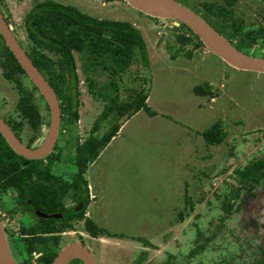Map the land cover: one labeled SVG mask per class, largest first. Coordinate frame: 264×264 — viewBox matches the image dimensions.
Here are the masks:
<instances>
[{
	"label": "rangeland",
	"instance_id": "rangeland-1",
	"mask_svg": "<svg viewBox=\"0 0 264 264\" xmlns=\"http://www.w3.org/2000/svg\"><path fill=\"white\" fill-rule=\"evenodd\" d=\"M34 1H3L6 18L13 30H18L26 48L30 42L21 23ZM55 1L74 5L101 19L128 21L141 31L148 65L144 67L137 55L119 78V84L125 95V91L128 93L137 85L146 86L144 78L148 77L147 102L157 112L151 116L141 109L132 114L89 165L85 175L95 197L86 212L115 236L103 233L84 240L91 246L98 264H129L140 249L150 252L151 263L158 262L160 256L166 258L170 249L178 251V247H181L179 256L182 257L185 247L194 239L196 228L209 236L213 227L210 221L215 222V216L223 214L219 208L224 196L235 188L250 191L248 185L238 181L237 171L264 160V74L235 69L205 46L188 44L181 47L176 40V34L182 32L180 24L171 19L147 16L126 0ZM178 1L199 12L200 2L205 0ZM259 2L263 1L238 0L233 10L246 14L249 9L243 4L254 10ZM246 21L255 22L254 18H246ZM188 52H191L190 56ZM252 53L264 57V48ZM75 57L81 104L79 120L72 132L79 142H83L102 113L105 101L89 91L81 56L75 52ZM93 77L104 83L108 74L98 71ZM205 81L212 86L211 96L194 92V88ZM17 100L18 91L5 79L0 66V116L5 120L16 118ZM217 123L224 133V140L208 144L203 132ZM112 125L103 122L96 135L107 132ZM31 134L32 130L26 124L22 132L24 143ZM68 136H59L57 149L62 151L63 162L56 167L75 168L72 165L75 144ZM254 192V196L258 195L255 197L264 202V186L257 187ZM248 200L251 196L239 200L243 209L249 207ZM180 211H183L181 215ZM239 222L238 212L223 224L229 230L220 234L218 243L211 242L209 250L225 244L234 229L238 234H244ZM11 226L13 230H19L16 221ZM75 228L88 234L82 221ZM143 238L153 240L154 246H144ZM228 245L230 247L223 253L225 257L231 248L230 242ZM179 263L177 259L175 264Z\"/></svg>",
	"mask_w": 264,
	"mask_h": 264
},
{
	"label": "trees",
	"instance_id": "trees-1",
	"mask_svg": "<svg viewBox=\"0 0 264 264\" xmlns=\"http://www.w3.org/2000/svg\"><path fill=\"white\" fill-rule=\"evenodd\" d=\"M3 1L0 0L1 10L4 6ZM237 1L212 2L205 0L200 2L198 13H202V17L225 35L238 49L247 54H253V50L264 48V0L257 3V8L254 10L251 6L243 4L245 8L249 9L246 14L234 12L233 5ZM254 14L256 15L254 16ZM246 18L247 20L254 18L255 22L249 23ZM21 27L29 39L28 48L22 45L16 29L13 30L15 36L55 89L61 101L60 135L63 134L65 137L69 135L68 137H71L75 144L74 164L77 173L73 189H76L77 192L73 197L78 201L83 200L85 206L80 211L74 212V217L82 220L89 195L85 174L89 165L98 158L102 150L120 130L123 116L132 108H135L134 113L143 109L151 116L157 114L147 102L150 80L148 77L144 78L148 86L137 85V87L131 88L128 93L125 91L126 97H124L119 84V78L127 72L129 66L137 59V55L144 67L148 65L146 43L141 31L128 21L101 19L81 11L74 5L63 4L55 0L34 1L31 9L25 14ZM179 28L182 29V32L176 34V40L181 47L188 44H193L194 47L204 46L200 38L188 26L181 23ZM75 52L81 56L89 91L105 101L102 113L95 120L90 135L83 142H79L78 137L74 136L72 132L79 120L81 104L80 80ZM187 55L190 56L191 52H188ZM0 66L5 79L12 83L18 91L17 117H9L6 121L22 141L24 126L29 125L32 134L26 144L29 147L40 145L49 124L48 104L28 78L1 34ZM98 71L108 74V79L104 83H99L93 77ZM211 88L210 83L205 81L203 84L197 85L194 92L201 96H211L213 95ZM106 121L113 124L111 128L102 135H96L100 130V124ZM203 136L208 144H218L224 140V133L218 123L204 131ZM57 144L52 154L46 158L27 159L17 154L0 132V193L11 192L14 195H19L23 211L34 212L33 208L35 207L46 212H63L60 201L72 189V186L65 183L55 184L51 180L49 170L60 160L62 153L61 150L55 152ZM45 159L48 160L47 163L44 162ZM45 170L48 171L45 172ZM237 174V179L242 185L253 187L264 182V160L255 162L246 170H238ZM45 179L50 180L46 186L43 181ZM83 185L85 187H82ZM84 190H86V197L82 195ZM237 190H233V199L238 196L239 191ZM230 207L231 205L227 204L225 210H229ZM14 211V208L10 209V212ZM182 213L183 211H180V215ZM39 219L46 221V224L49 221L51 223L32 226L31 229L33 228L34 231L41 229L44 232H56L73 226L66 222L57 225L58 221L65 220V216L61 220ZM84 227L93 236L108 233L107 228L99 226L92 218H86ZM26 229L28 228L22 226L23 231ZM39 239V241L19 239L15 242L24 258H32L35 253L41 251L43 254L38 258V261L41 264H48L56 255L59 237L44 236ZM144 240L148 243L146 239Z\"/></svg>",
	"mask_w": 264,
	"mask_h": 264
},
{
	"label": "flooded vegetation",
	"instance_id": "flooded-vegetation-1",
	"mask_svg": "<svg viewBox=\"0 0 264 264\" xmlns=\"http://www.w3.org/2000/svg\"><path fill=\"white\" fill-rule=\"evenodd\" d=\"M32 147H36V146H32ZM55 152L56 153L59 152V149H56ZM61 161L63 162L62 158H60V160H58L54 164L53 168L50 169L49 171L52 177L51 180L52 182L54 181L55 184L65 183L68 186H72V189H70L67 195L64 196L60 201V205L63 212H58V211L46 212L35 207L33 208V210H35L34 212L29 210L23 211L22 200L19 195H14L11 192L0 193V219L4 222L13 255L20 264H41L38 261V258L43 254V252L41 251L38 253L33 252L35 253V255L32 258L29 257L24 258L21 251L17 247V243L15 242L16 240L19 239H23L26 241H31V240L39 241L40 240L39 237L42 238L44 236H48V237L58 236L59 241H58V245L56 246L57 251L53 260L65 246L74 242L82 243L90 251H92L91 246L87 245L84 240V238H88L89 240L91 239L90 232H88V234H85L84 232L80 231V229L75 228L79 222L82 221L84 225L86 218H91L90 213L88 211L86 212L87 207L90 206L91 204V199L94 198V195L92 196L91 193L92 190H91L90 181L85 175V179L87 181L88 193H89L88 204L85 207L86 209L84 213V218L82 220H78L74 217V212H78L81 209H83L85 203L83 200L78 201L73 197L74 193L77 192L75 191L76 189L75 190L73 189L74 182L76 179L77 168L74 164V160L72 161L73 163L72 165L75 168L68 167L64 169V168L56 167L57 166L56 164L61 163ZM44 162L47 163L48 160L45 159ZM47 171L48 170H45V172ZM43 181H44V186H46L50 180L45 179ZM259 186L263 187L264 182H260L253 187L247 188L250 191L248 190L244 191L243 188L241 189L235 188L234 190L240 189L237 190L239 191L237 196L238 199L232 198L233 191L230 192L227 196H224V198L221 199L220 208H219L223 212V214L222 216L219 217L215 216L216 217L215 222L213 220L210 221L213 227H211V232L209 236L204 234L200 229L196 228L194 239L190 240L191 243L190 246L187 245L185 247L184 252H182L181 254L182 257L179 256V251L181 247H178V251L170 249L166 254V258L160 256V260L158 262L151 263L152 260H150L151 257L150 252L148 250L140 249V250H136L137 255L133 259V261H131V263L129 264H175V261H177V259L178 262H180L179 264H264V202L262 201L260 202V200L255 197L258 195L254 196V194H256L254 190ZM82 187L85 186L83 185ZM82 195L86 197V190L83 191ZM245 196H251V200H248L249 207H244L243 209L241 201L245 198ZM236 200L238 201L241 200V201L236 203L235 202ZM227 204L231 205L229 210L228 209L225 210V206H227ZM12 208H14L15 210L14 212H10V209ZM257 210L258 212H256ZM238 212L240 213L239 226L242 227V232L244 234H238L236 230L233 228L234 230L232 229L233 231L231 235H229L230 239H228L225 244L223 243L221 245L220 243L221 245L220 248L213 247L212 249L209 250L208 245L211 244V242H217L218 238L220 237V234H224L225 230L226 231L229 230L228 226H223V224L227 222V220L231 219L232 216ZM43 214H46L47 216H43ZM56 214L60 216L59 217L51 216ZM64 216H65V220L61 222L58 221L57 225H61L62 222H66L68 224H72L73 225L72 228H68L56 232H44L41 229L34 231L33 228L31 229L32 226H36L37 224L47 225L51 223L49 221L46 224V221H41L39 218H47V219L54 218L57 220H61L62 218L64 219ZM15 221L19 224L18 231L13 230L11 226V223ZM22 226H25L28 229L23 231ZM252 233L254 234V237L252 236ZM68 234H71L72 236L69 237L73 238L70 241L68 239L69 237L66 236ZM105 234L107 236H115L109 233H105ZM92 237L95 238L97 236L92 235ZM146 240L148 241V243H146L145 240H143L145 243L144 246L146 247L154 246L153 242H151L153 240L149 238H147ZM229 242L231 244V248L227 250V257H225L223 253L226 251V247H230L228 245ZM216 246H219V244ZM235 249L238 252L237 255H235ZM68 264H85V263L81 258H74Z\"/></svg>",
	"mask_w": 264,
	"mask_h": 264
},
{
	"label": "water",
	"instance_id": "water-1",
	"mask_svg": "<svg viewBox=\"0 0 264 264\" xmlns=\"http://www.w3.org/2000/svg\"><path fill=\"white\" fill-rule=\"evenodd\" d=\"M138 10L153 18L171 19L176 24H185L202 41L204 46L225 61L229 66L244 71H253L264 74V57L247 54L238 49L233 43L216 28H214L198 12L178 0H126ZM0 34L14 57L24 69L28 78L37 87L49 107V124L43 142L36 147H29L24 143L9 125L0 116V132L10 147L19 155L27 159H42L51 154L57 144L62 123L61 101L57 92L34 64L25 48L18 41L9 24L5 11L0 9ZM135 108L126 113L124 122L133 114ZM43 216H47L43 214ZM59 217L60 215H51ZM74 258H81L85 264H97L92 253L82 243L74 242L65 246L55 259L49 264H68ZM0 264H20L10 247L9 237L4 222L0 219Z\"/></svg>",
	"mask_w": 264,
	"mask_h": 264
},
{
	"label": "crops",
	"instance_id": "crops-1",
	"mask_svg": "<svg viewBox=\"0 0 264 264\" xmlns=\"http://www.w3.org/2000/svg\"><path fill=\"white\" fill-rule=\"evenodd\" d=\"M154 116V115H153ZM90 185H91V182H90ZM95 197V196H94ZM97 197V196H96Z\"/></svg>",
	"mask_w": 264,
	"mask_h": 264
}]
</instances>
